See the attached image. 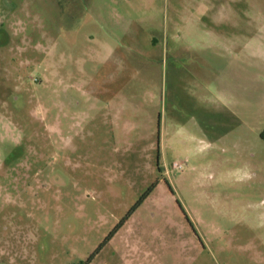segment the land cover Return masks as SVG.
Returning a JSON list of instances; mask_svg holds the SVG:
<instances>
[{
	"label": "rangeland",
	"instance_id": "rangeland-1",
	"mask_svg": "<svg viewBox=\"0 0 264 264\" xmlns=\"http://www.w3.org/2000/svg\"><path fill=\"white\" fill-rule=\"evenodd\" d=\"M0 264H264V0H0Z\"/></svg>",
	"mask_w": 264,
	"mask_h": 264
},
{
	"label": "built area",
	"instance_id": "built-area-1",
	"mask_svg": "<svg viewBox=\"0 0 264 264\" xmlns=\"http://www.w3.org/2000/svg\"><path fill=\"white\" fill-rule=\"evenodd\" d=\"M175 166H178V164H177V163H175Z\"/></svg>",
	"mask_w": 264,
	"mask_h": 264
},
{
	"label": "trees",
	"instance_id": "trees-1",
	"mask_svg": "<svg viewBox=\"0 0 264 264\" xmlns=\"http://www.w3.org/2000/svg\"><path fill=\"white\" fill-rule=\"evenodd\" d=\"M152 190V189H151ZM149 192H151V191H149ZM149 194V193H148Z\"/></svg>",
	"mask_w": 264,
	"mask_h": 264
}]
</instances>
